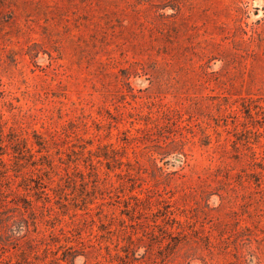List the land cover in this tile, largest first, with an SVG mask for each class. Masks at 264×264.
<instances>
[{"label":"rangeland","instance_id":"obj_1","mask_svg":"<svg viewBox=\"0 0 264 264\" xmlns=\"http://www.w3.org/2000/svg\"><path fill=\"white\" fill-rule=\"evenodd\" d=\"M0 264H264V0H0Z\"/></svg>","mask_w":264,"mask_h":264}]
</instances>
